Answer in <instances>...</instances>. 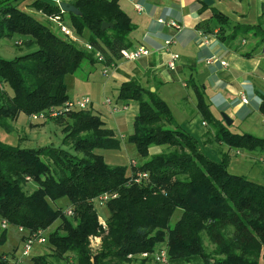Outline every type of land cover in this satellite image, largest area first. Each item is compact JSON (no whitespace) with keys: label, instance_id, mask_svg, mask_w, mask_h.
<instances>
[{"label":"trees","instance_id":"trees-1","mask_svg":"<svg viewBox=\"0 0 264 264\" xmlns=\"http://www.w3.org/2000/svg\"><path fill=\"white\" fill-rule=\"evenodd\" d=\"M26 1L0 0V38L18 35L14 43L23 41L31 48L10 59L0 56V126L5 130L11 129L8 119L20 113L30 118L60 107L69 99L64 76L83 60L94 61L96 51L104 63L117 61L121 50L130 47L133 30L119 0H75L81 15L61 11L56 0L27 4L46 17L63 19L66 14L78 34L88 29L93 47L88 51L24 10L21 3ZM104 21L112 26L101 30ZM248 31L264 41L260 24H238L229 37ZM118 97L138 102L128 136L138 154L147 157L151 146L170 149L152 154L140 166L110 165L97 149L118 148L120 140L90 107L38 119L61 126V144L21 147L0 140V221L30 232L46 230L60 219L47 242L52 256L74 264H124L138 259L130 254L153 251L163 240L177 264H260L264 184L230 173L226 153L218 160L209 157L202 149L205 141L177 123L156 91L133 80L120 86ZM197 98L207 121L212 114L202 91L197 90ZM259 107L264 114V98ZM213 137L236 149L264 151V137L231 131L221 123H215ZM138 172L147 177L138 178ZM29 181L37 184L30 192L25 189ZM103 193L116 196L100 204L96 198ZM61 198H67L72 215L51 205ZM99 206L108 209L105 227L99 222ZM178 208L181 214L172 225L170 217ZM5 231L0 227V243ZM95 236L100 241L93 244ZM204 236L213 245L210 251ZM31 262L48 264L49 254L34 255ZM7 263V255H1L0 264Z\"/></svg>","mask_w":264,"mask_h":264},{"label":"crops","instance_id":"crops-1","mask_svg":"<svg viewBox=\"0 0 264 264\" xmlns=\"http://www.w3.org/2000/svg\"><path fill=\"white\" fill-rule=\"evenodd\" d=\"M31 1L25 2L24 10L32 14V10H27L32 9L27 7ZM62 1L73 4L75 0ZM118 2L133 24V30L129 34L130 47L128 48L144 46L150 50V53L132 61L121 59L116 61V66L108 77L102 74L104 64L97 61L94 56V61L87 60V77L75 76L72 73L64 76L69 99L87 96L91 99L90 108L93 111L98 106L107 107V113L97 114L104 120L106 126L110 122L114 137L122 143L125 136L121 135L120 131L125 129V123L127 127V122L123 119L117 126V121L111 122L107 115L121 117L126 114L127 109L112 112L110 105L106 103V98L116 104L118 109L123 105L128 108L129 102L136 100L118 96L112 99L104 93L108 88L115 91L123 83L136 80L143 88L149 90L152 88L156 91L158 96L168 104L173 116L181 118L177 120L179 124L201 141L208 142L215 130L207 128L208 123L198 109L197 90H199L203 92L204 100L209 108L211 106L215 109L210 108L213 117H216L215 114L218 112H226L232 119L231 124L238 123L240 132L264 137V114L259 107L264 98V41L259 35L250 31L237 34L233 38L229 37L238 24H260L264 30V0H212L208 4L204 0H119ZM136 5H140L142 9L138 10ZM216 11L221 16L218 17L215 14ZM38 13L40 12L33 15L37 16ZM65 15L62 19L64 21ZM198 23L201 24L199 28ZM84 34L89 36L90 31L84 29L81 34L76 35L77 39L74 41L83 48H85L84 44L88 43V39H83ZM203 35L208 36V42L203 41ZM167 39H172V43L165 48ZM170 52L179 54L174 70L167 66ZM208 58H212L210 63L207 62ZM221 61H225V64H221ZM66 78L71 80V85L79 83L87 88L85 89L87 95L80 96L81 93H78L70 96ZM240 94L247 98V102L241 100ZM136 103L138 105L137 101ZM21 115L22 113L14 119V129L17 130L18 126H27L25 133L28 136H25L21 143L18 137L9 136L8 133L3 134V140L7 141L0 140L11 145L25 144V147H36L33 143H36L42 135L39 130L45 131L48 128L53 130L50 120L29 121V116L24 114L26 120L22 121ZM198 115L201 116V127L207 128L199 135L195 131ZM260 122L262 127L258 126ZM129 127L131 131L128 134H131L133 121L132 126L129 125ZM59 128L61 130V126ZM217 144L223 147V143L217 142ZM228 148L235 149L229 146ZM235 150L236 153L240 151V149ZM241 150L252 156L256 155L254 151ZM9 255H7L9 264L25 262L32 264L31 258L28 261L25 258L18 262L19 256L16 255V249ZM137 260L142 263L141 260ZM70 261L74 264L73 260L70 259ZM259 263L264 264V245L261 247Z\"/></svg>","mask_w":264,"mask_h":264},{"label":"rangeland","instance_id":"rangeland-1","mask_svg":"<svg viewBox=\"0 0 264 264\" xmlns=\"http://www.w3.org/2000/svg\"><path fill=\"white\" fill-rule=\"evenodd\" d=\"M27 2H28V0H27ZM24 4L25 3L22 2L21 6H23ZM22 8H24V7H22ZM27 10H32V14H36L37 12H39L36 9H27ZM36 17L39 20H42V21L46 22L47 24H49L52 27V29L55 30V32L62 35L59 32V30L57 29L56 24L54 22H52L48 16L46 17L44 14H42L40 12V13H38V15ZM47 20H49L50 23ZM63 22L66 25H70L67 15H65V21L63 20ZM74 32L76 35L78 34L75 30H74ZM17 37H19V36L14 35L12 38H8V37H1L0 38V56L4 57L6 59H10V58H13L14 56L23 54V53L27 52L29 49H31V48H27L23 41L21 44L14 43V40ZM87 38H88V36H86L84 34L83 39H87ZM86 64H87V60L83 61L80 64V66L72 74L75 76H79V77H82V76L87 77L88 69H87ZM70 82H71V80L67 79L68 92H69L70 96H72L74 94H78V93L79 94L81 93L80 96L87 95L86 90H85L87 88L81 86L79 83H76V84L73 83L71 85ZM150 89H152V88H150ZM118 93H119V88H117V90H115V91H111L110 88H108L107 92H105L104 94L107 95L108 97L112 98V99H115L116 96H118ZM101 100H102V98H101ZM101 100H100V104H101ZM129 103H130L129 107L125 111L126 114H124L123 116L116 118V117L111 116L110 114L107 115L110 118L111 122H114L115 120L117 121V123H118V124L116 123L117 126H119L122 123L123 119H125V121L127 122V127H126V123H125V129L120 131L121 135L125 136V138L123 139L122 143L120 142L118 148H115V149H97L98 153H100L104 157V160L110 165H119V166L131 167V165H130L131 161L134 160L135 164H137V166H140L145 161V159L150 157L152 154L159 153V152H165V151L170 149V147H168L167 145L151 146L150 147V153L147 157H143V156L138 154L135 145L128 141V136L130 135V134H128V132L131 131L129 125L132 126V121H133L134 115H136V113L138 112V105H137L136 101L135 102H129ZM210 108H211V110H215L211 106H210ZM94 112L99 113V114H105V113H107V107H105V106L95 107ZM223 114H226L228 116V114L226 112H218L215 114L216 117L211 116V118L207 120V123H208L207 128H212L215 130V123L216 124L221 123V124L226 126L224 118H223ZM176 117H178V116H176ZM21 118H22V121L26 120V116H24V113H22ZM200 118H201V116L198 115V121L195 124V127H197V130H195L197 135L201 134V131H203L204 129L207 130V128L201 127L202 125H201V119ZM28 119H29V121L31 120L30 118H28ZM178 119H181V118H179V117L175 118L176 121ZM7 122L10 124L11 129L5 130L3 127L0 126V139L3 140L4 139L3 134L7 135V133H8L9 136L18 137L19 138L18 141H19V143H21L23 141V139H25V136H28V134L25 133L26 132L25 128L27 126H24V125L18 126L17 130H15L14 129V123H15L14 120L8 119ZM49 122H50L53 130H51L50 128L46 129L45 131L39 130V132L42 135L39 136L41 138L38 141H36V143H33V145H35L36 147L44 145V144H52L55 146H58L61 144V138L63 136V133H61L62 131L59 128L60 125L56 124L53 121H49ZM177 123H178V121H177ZM31 126H33V125H31ZM166 126H168V125H166ZM258 126L262 127L263 125L260 122ZM107 127L110 129V122H109V124L107 123ZM228 128L231 131H235V132L241 131V130H239V126H238L237 122L229 125ZM199 129H201L200 132H199ZM30 135H32V134H30ZM44 136L46 137V139H42V138H44ZM213 136L214 135H212V138H210L208 142L205 141V142L201 143L203 151L209 157L218 160V159L222 158V153H226L229 155L227 168H228L230 173L244 175L252 181L264 184V151H260L259 149L255 150L254 152L256 153V155L254 154L253 156L248 154L247 152L242 151L241 149H240V151H238L236 153V150H235L236 148L230 149L225 144H223V147H221V145H218L217 141L214 139ZM3 141H7V140H3ZM20 146L25 147V144H20ZM32 147H34V146H32ZM65 147L67 148L68 146H65ZM233 151H235V152H233ZM36 187H37V184L33 181H29V183H27L25 185V189L28 192L32 191ZM50 203L54 208L61 207V208H63V210H67V208H69L68 207L69 202H68L67 198H61L55 202H50ZM97 209H98V216L100 217L99 219L105 220L106 216L108 214L107 207L106 206H102V207L99 206ZM180 214H181V210L179 208L176 209L174 211V213L172 214V216L170 217V224L173 225L175 223V221L178 219V217L180 216ZM59 224H60V219L55 220L51 224V226H49L46 229V235L49 237V233L51 231H53ZM5 230H6L5 231V240L0 243V256L3 254L9 255L10 253H12V251L14 249H16V255L20 256L21 247H22V244H21L22 241L21 240H22L23 233L20 232L16 226L10 225V224L5 228ZM95 237H97L99 239L98 236H95ZM204 246H205L206 250H208V251H210L213 248L212 243L207 239L206 236H204ZM156 247L157 248L166 247V240L159 242ZM42 254H49V263L48 264H71V261H69L68 259H59V258L52 256V247H51L50 243H48L47 241L44 244H34L32 246L31 251H30V255L27 257H24L23 259L26 258L25 260L28 261V260H30V258L32 256L42 255ZM8 261H10V260H8ZM7 264H9V262ZM24 264H28V262H25ZM124 264H154V263L151 260H148L147 263H145V262L139 263L138 260L133 259L132 261L126 262Z\"/></svg>","mask_w":264,"mask_h":264},{"label":"built area","instance_id":"built-area-1","mask_svg":"<svg viewBox=\"0 0 264 264\" xmlns=\"http://www.w3.org/2000/svg\"><path fill=\"white\" fill-rule=\"evenodd\" d=\"M57 4H58V2H57ZM136 8L138 10L142 9V7L140 5H136ZM49 19L56 24L57 29L59 30V32L64 37L69 38L72 41H76L77 36H76L72 27L66 25L63 22V20L60 19L58 16H56V17L50 16ZM171 24L174 25V23H171ZM202 37H203V41L205 43L208 42V39H209L208 36L203 35ZM171 43H172V39L165 40V44H164L165 48H168ZM84 46L87 50H93V47L89 43H85ZM148 53H150V50L144 46H139V47L134 48V49L124 48L121 50V56L118 60L121 59V60L132 61V60H136L142 56H145ZM95 57L98 59V61H100L104 64V67L102 69V74L105 77H108L110 75L111 71L116 66V61H113V62L108 63V64L104 63V56L99 51L95 52ZM178 58H179V54L177 52H170L169 53V58L167 61V66L169 69L174 70L176 68V62H177ZM211 59L212 58H208L207 62L210 63ZM221 64L224 65L225 61H221ZM0 88H1V85H0ZM240 95H241V100L243 102H247V98L243 94H240ZM106 103L110 105L112 112L127 109L126 105H123V106H121L120 109H118V106L116 104L112 103L109 98H106ZM90 105H91V99L87 96L76 98V99H68L60 107L51 108L49 113L40 112L38 114H34V113L31 114L30 119L31 120H38V119L45 118L47 116H49L50 118L56 117L59 115H64L67 112H70L73 110L86 109V108L90 107ZM130 165H131V167L135 166L136 165L135 161L132 160ZM137 177L143 179V178L147 177V174L145 172H138ZM26 179H30V178L27 177ZM115 196H116V194L103 193L98 198H96V201L97 202L99 201L100 204H103L106 200L111 199ZM65 213L67 215H72V210L68 209L65 211ZM99 222L105 227L104 220L99 219ZM8 225H9V223L5 219L0 221V227L2 229H5ZM16 227L18 228V230L20 232L23 233L22 240H21L22 241L21 254L17 260L19 262L24 257H27L30 255V251H31L32 246L34 244H44V243H46L48 237L46 235L45 229L39 228L37 230H33V231L28 232V231H26V229L23 226H16ZM98 242H99V239L97 237H94L93 238V244L98 243ZM129 257L130 258H138L139 260H141V259L151 260L155 264H177L174 261H172V259H170L166 247L155 248L153 251L141 252L140 254H137V255H131L130 254Z\"/></svg>","mask_w":264,"mask_h":264},{"label":"water","instance_id":"water-1","mask_svg":"<svg viewBox=\"0 0 264 264\" xmlns=\"http://www.w3.org/2000/svg\"><path fill=\"white\" fill-rule=\"evenodd\" d=\"M205 3H211L212 0H204ZM58 6L61 9V11L63 12H67V13H72L74 15H81V11L73 4L68 3L66 1H58ZM112 24L108 23V22H102L100 29L101 30H105V28L111 27ZM151 91H153V89H151ZM223 118L225 121L226 126L231 125L232 123V119L230 117H228L226 114H223Z\"/></svg>","mask_w":264,"mask_h":264}]
</instances>
